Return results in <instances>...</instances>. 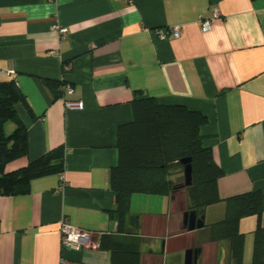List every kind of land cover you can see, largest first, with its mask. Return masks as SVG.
<instances>
[{
  "label": "crops",
  "instance_id": "obj_1",
  "mask_svg": "<svg viewBox=\"0 0 264 264\" xmlns=\"http://www.w3.org/2000/svg\"><path fill=\"white\" fill-rule=\"evenodd\" d=\"M214 8L219 15L203 31L199 16ZM55 22L66 27L63 38ZM175 25L178 36L156 33ZM10 79L35 118L16 105L27 154L5 171L63 146L66 186L54 192V173L33 178L26 194L0 195V264H184L189 249L196 264H234L228 241L208 238V225L219 221L212 211L221 219L224 201L204 207L203 226L192 230L183 225L184 189L132 194L136 230H127L132 220L119 228L109 215L116 129L131 121L135 91L206 116L200 132L221 170L218 196L259 191L264 227V0H0V80ZM42 79L61 82L60 95ZM64 100L83 106L67 108ZM64 217L98 245L62 247ZM256 224L255 215L239 221L243 263Z\"/></svg>",
  "mask_w": 264,
  "mask_h": 264
},
{
  "label": "trees",
  "instance_id": "obj_2",
  "mask_svg": "<svg viewBox=\"0 0 264 264\" xmlns=\"http://www.w3.org/2000/svg\"><path fill=\"white\" fill-rule=\"evenodd\" d=\"M54 97L59 96L61 82L42 79ZM24 104L32 118L35 115L25 94L13 79L0 80V195L26 194L33 178L59 174L64 170V149L57 146L31 159L26 165L5 171L8 162L27 154V134L16 110ZM132 119L116 129L117 160L109 169L108 185L114 198L109 215L117 220L118 227L132 220L136 230L138 216L130 212L132 194L169 195L173 190L184 189L188 199L187 210L202 215L204 207L224 201V216L208 225L211 241L227 240L234 264H264V227L260 223L263 211L262 194L249 191L225 199L218 196L216 181L220 168L212 158L210 148L203 143L201 126L206 116L185 105H168L155 97L135 91L131 100ZM15 123L10 134L4 124ZM190 158L191 184L184 181L182 159ZM181 174L179 179L177 174ZM255 215L253 251L249 263H243L244 233L239 230L241 218ZM137 257V252H132Z\"/></svg>",
  "mask_w": 264,
  "mask_h": 264
},
{
  "label": "built area",
  "instance_id": "obj_3",
  "mask_svg": "<svg viewBox=\"0 0 264 264\" xmlns=\"http://www.w3.org/2000/svg\"><path fill=\"white\" fill-rule=\"evenodd\" d=\"M125 1L127 3L132 2V0H125ZM218 15H219V12L215 8L212 10L211 17L200 15L199 23H200L201 29L203 31L208 30L211 27L212 18ZM51 28L59 33L60 38H63L67 33L66 27L60 26L57 22L53 23ZM156 33L161 37H165L167 34L178 36L179 29H178V26L175 25V26L170 27L167 31L158 29ZM64 91L71 92L72 87L69 85H66L64 88ZM64 104L67 108L81 109L83 106L82 101L64 100ZM58 176H59V184L54 190V192L56 193L62 191L63 188L66 186V182L64 180L62 172H60ZM60 234H61V246L64 248H70V249H79V248H84V247L95 248L98 245V239L95 237L93 233L86 231V230H82L74 226L67 217L62 218L60 221ZM61 264H65V262H62Z\"/></svg>",
  "mask_w": 264,
  "mask_h": 264
},
{
  "label": "water",
  "instance_id": "obj_4",
  "mask_svg": "<svg viewBox=\"0 0 264 264\" xmlns=\"http://www.w3.org/2000/svg\"><path fill=\"white\" fill-rule=\"evenodd\" d=\"M190 158L182 159L181 162L183 165V177L184 181L181 183L180 186H188L191 184V173H192V166L190 164ZM203 215L197 216L195 210H187L183 213V225L189 230L200 228L203 226ZM197 261V254L194 251L192 254V250H187L185 252V260L184 264H196Z\"/></svg>",
  "mask_w": 264,
  "mask_h": 264
},
{
  "label": "rangeland",
  "instance_id": "obj_5",
  "mask_svg": "<svg viewBox=\"0 0 264 264\" xmlns=\"http://www.w3.org/2000/svg\"><path fill=\"white\" fill-rule=\"evenodd\" d=\"M10 124V126H13V124H12V122L11 123H9ZM7 125L8 124H6V128H5V133L6 134H10V132H12V129H9L8 127H7ZM175 177H178L179 179L181 178V174L179 173V174H177V176H175ZM224 210H225V207H224ZM211 216H214L215 218H219V219H217V220H220V217L219 216H221L220 215V213H217L215 210H213L212 211V215ZM224 216V215H223ZM223 218V217H222ZM221 218V219H222ZM210 220V217L209 216H207L206 217V222L207 221H209ZM253 244H252V246L250 247V250L248 251V255L246 254V257L244 258V260H248L249 262L251 261V258H252V251H253ZM247 262V261H246Z\"/></svg>",
  "mask_w": 264,
  "mask_h": 264
}]
</instances>
